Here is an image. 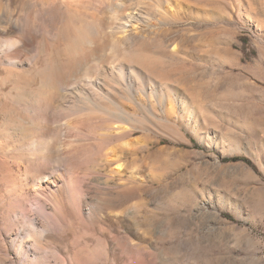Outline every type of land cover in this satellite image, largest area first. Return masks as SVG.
Listing matches in <instances>:
<instances>
[{
  "label": "rangeland",
  "instance_id": "374dc122",
  "mask_svg": "<svg viewBox=\"0 0 264 264\" xmlns=\"http://www.w3.org/2000/svg\"><path fill=\"white\" fill-rule=\"evenodd\" d=\"M35 177L45 207L12 225ZM19 226L42 264H264V0H0V232Z\"/></svg>",
  "mask_w": 264,
  "mask_h": 264
},
{
  "label": "bare ground",
  "instance_id": "6f19581e",
  "mask_svg": "<svg viewBox=\"0 0 264 264\" xmlns=\"http://www.w3.org/2000/svg\"><path fill=\"white\" fill-rule=\"evenodd\" d=\"M122 133L119 136H125L131 133L129 127L127 128L124 126L122 128ZM25 131V130H24ZM23 132V135L26 140L27 137L31 140L32 146L37 147L39 146L37 138H35V133L31 134V132ZM79 132V131H78ZM116 136V135H114ZM130 141V140H129ZM128 143V141H127ZM130 144V143H128ZM41 145V144H40ZM94 149L97 151L98 144H94ZM42 147V146H41ZM39 149L40 148L39 146ZM38 149V150H39ZM80 150V149H79ZM115 150V149H114ZM113 150V151H114ZM95 152V151H94ZM88 155V154H87ZM108 155V153H107ZM84 156H86L84 154ZM39 158V156H38ZM38 158L34 159L32 161L33 165H36L38 167L43 168V166L39 163ZM30 159V158H29ZM84 159V158H83ZM3 165V164H2ZM32 165V166H33ZM6 168V166H4ZM3 167V168H4ZM9 167V166H8ZM6 176L7 179H10V173L11 168H6ZM2 174V172H1ZM4 174V175H5ZM15 175V174H14ZM66 175V184L68 187H72L78 190H81L83 188V180L81 178H78L74 175L65 174ZM3 176V175H2ZM13 176V175H12ZM11 180V179H10ZM5 181V180H4ZM34 187L28 192H25L21 189H17L15 192H12L11 197L18 201V206L14 209L8 210V216H11L13 218V224L12 225H19L21 222V217L23 215L30 216L31 211H39L40 208L45 207V199H43V195L45 193L44 190V184L39 180L38 178H34ZM14 182V181H13ZM4 183V182H3ZM58 197V192H53L50 195L47 196L48 200L51 201V207L53 209V213L51 214L53 222L60 226L62 224H65L68 220V216L72 215V211L67 205L63 204L62 201H59L58 204L54 203V200H56ZM32 223V221H31ZM12 230V229H11ZM11 230H2L0 232V264H3L11 257L9 256V250L10 247L15 249L17 253V259L20 264H42L37 263L34 261L36 257V252L33 246L28 245V242L25 239V234L22 230V227H18L16 234L12 232ZM44 231L40 230L39 228L35 227L34 223H32V228L30 230L29 235H31L34 239L35 248L38 249L40 247V240L43 237ZM10 244V245H9Z\"/></svg>",
  "mask_w": 264,
  "mask_h": 264
}]
</instances>
